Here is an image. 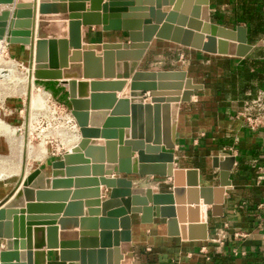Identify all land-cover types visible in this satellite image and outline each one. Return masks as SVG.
I'll return each instance as SVG.
<instances>
[{
    "label": "water",
    "instance_id": "obj_1",
    "mask_svg": "<svg viewBox=\"0 0 264 264\" xmlns=\"http://www.w3.org/2000/svg\"><path fill=\"white\" fill-rule=\"evenodd\" d=\"M0 5L13 7L0 12V40L29 49L35 81L63 84L82 137L52 162L49 175L31 171L0 204V264H134L132 214L142 224L166 219L170 237L206 241V208L213 218L224 217L236 158H213L217 187L201 186L197 169H176L179 113L204 86L187 72L143 70L141 64L155 39L246 58L254 48L249 29L215 23L211 0ZM90 27L123 33L127 41L84 43L83 29ZM168 75L178 81L167 83ZM133 177L172 179L173 192L134 187Z\"/></svg>",
    "mask_w": 264,
    "mask_h": 264
},
{
    "label": "crops",
    "instance_id": "obj_2",
    "mask_svg": "<svg viewBox=\"0 0 264 264\" xmlns=\"http://www.w3.org/2000/svg\"><path fill=\"white\" fill-rule=\"evenodd\" d=\"M212 1L211 12L214 8ZM220 2L216 0L215 3L220 4ZM98 28L101 32L97 31ZM87 30L91 32V39L99 40L88 41ZM122 35L123 33L117 32L106 33L100 27L84 28L83 42L90 44L126 42L127 40L121 39ZM153 46L154 50L158 51L176 50L183 53L185 59L191 64V69L187 71L190 74L189 77L195 84L204 86L203 90L196 92L191 103L182 105L179 113L177 146L174 151L175 168L197 169L201 186L217 187L219 171L213 168V158L233 156L236 158V165L231 177L232 188L226 192L225 196L224 217L213 218L210 213L211 207L206 208L208 211L206 241L170 237L166 219H154L153 224H142L140 215L132 214L134 264H264V129L249 132L242 127V122L234 121L236 115L241 116L243 113L263 115V111H259L258 108L264 107V74L250 67L248 63L263 61L264 54L262 57H256L251 53L246 58L213 56L156 39L150 48ZM11 49L17 59L24 57L30 60L28 48L11 46ZM203 59L208 61L204 62ZM143 62L141 64L143 70H155L143 68ZM182 66V69H186L185 64ZM201 66L219 71L218 75L214 76V79L211 76L209 80H204L203 75L196 74L198 72L196 69ZM228 79L231 80V86L226 85ZM45 84L61 100L68 97L61 82ZM121 96L122 93L118 92V99H121ZM187 126H192V138L182 136V132L186 134ZM80 138L81 136L78 138L76 135L74 142ZM193 144L196 150L205 152L200 153L201 157L198 159L190 158L187 152L182 154L176 151L178 146L185 148ZM234 149H237V152H234ZM207 152L212 153L210 158H206ZM46 159L47 157L40 163ZM52 162H49L48 169L44 170L47 175ZM142 178L163 180L154 185L152 189L154 193L173 192L172 179L160 177L131 179L134 182ZM169 182L171 189L158 192V189ZM15 187L10 188L7 182L0 183V204L7 199ZM134 187H138L135 182ZM106 198L104 197L103 200ZM203 218L205 219L204 214ZM4 249L5 242H2L0 252ZM146 250L147 255L143 256Z\"/></svg>",
    "mask_w": 264,
    "mask_h": 264
},
{
    "label": "rangeland",
    "instance_id": "obj_3",
    "mask_svg": "<svg viewBox=\"0 0 264 264\" xmlns=\"http://www.w3.org/2000/svg\"><path fill=\"white\" fill-rule=\"evenodd\" d=\"M220 1V4H216V0L212 1L214 2L212 19L215 23H220L227 28H236L240 25H243L249 29L250 25L243 21L244 18H249L250 16V14L247 13V11L244 12L242 8L244 4L243 0ZM260 3V0H257V3H251L249 6L251 7L252 11L255 9L259 10V7L261 5ZM262 11H264V7H262ZM97 31L101 32V29L98 28ZM100 37L101 36H99V38ZM86 39L88 41L94 40L91 39V32L89 30L86 31ZM121 39L127 40V36L123 34ZM98 40L95 39L94 42ZM100 41H102V38H100ZM250 43L252 46H254L251 53L256 55V57H262L264 54V33H260L259 35H257ZM154 48L155 47L153 46L148 50L146 58L143 62V68H153L155 69L154 71H163V69H166V71L170 72H176L179 70H186L187 72L191 69V64L188 63L189 61L185 59L183 53L177 52L176 50L158 51L154 50ZM9 51V58L12 60L17 59V57L14 56V53H12L11 47L9 48ZM17 61L24 64V70H22L21 67H13L11 65H5L0 62V72L6 73V75L0 76V177H2L0 178V183L7 182L10 188H14L19 180L22 179V177L24 176V168H26L27 170L29 169V171L34 170L32 165L35 157L42 158V160H44L47 156V159L44 162L38 164V168H41L42 171H44L48 169L47 167L49 162L55 160L57 161V159H54V157H52L51 155L53 153H57L58 151L62 152V150L65 148L62 145L63 132L61 127H59V117L49 113L47 108H39L40 106L33 108L30 104L31 91L25 86V83H21L22 80L24 82L23 78L28 73L29 61L24 57H22L21 59H17ZM203 61L207 62L208 60L203 59ZM182 64L186 65V69H182ZM201 67H198L196 69L198 71L196 74L203 75V78L206 81L209 80L211 76L214 79V76L218 75L219 71H216L213 68L208 69V67ZM187 74L189 77L190 74L188 72ZM230 83L231 80L228 79L226 85L231 86ZM37 86L41 87L47 92H52L45 83L38 82ZM52 95L56 100L62 101L67 104V107L71 110V106L68 102V97L62 98L63 100H61V98L55 95V93H53ZM258 110L263 111V115H250L247 113L243 114L262 118V125H260V128L264 129V107H259ZM240 117L241 116L236 115L234 117V121L238 120L242 122V127L246 131L251 132L249 129V124L241 120ZM65 134L68 135V133ZM183 135H186L188 138H192V126H189L187 128L186 134L182 132V136ZM21 141L25 146L27 144L30 145L34 153L32 154V157H30L28 155L29 150L27 148H24L22 155H20L22 156V158L19 173L14 176L9 175L12 177L8 179L3 178V176L10 173L9 171L11 170V168H13L14 164L17 165L19 161L20 153H16V151L14 150H16V146ZM71 145H69V147H66L67 151H70L74 146L73 145L72 147H70ZM176 151L177 153L180 152L182 154L183 152H187L188 156L194 159H198L199 157H201L200 153H205L196 150V146L194 144L190 147L185 148L178 146ZM233 151L237 152V149H234ZM211 155L212 153L207 152L205 156L206 158H210ZM162 181L163 180L153 178H142L139 180H134L138 187L147 189H153L155 184H159ZM169 189H171L170 182L166 186H163V188L158 189V192ZM1 246L2 242L0 243V247ZM146 253L147 250L145 251V253H143V256H146Z\"/></svg>",
    "mask_w": 264,
    "mask_h": 264
},
{
    "label": "bare ground",
    "instance_id": "obj_4",
    "mask_svg": "<svg viewBox=\"0 0 264 264\" xmlns=\"http://www.w3.org/2000/svg\"><path fill=\"white\" fill-rule=\"evenodd\" d=\"M18 2L19 3H34L35 0H18ZM37 2H39V0H37ZM0 9H1V11H3L5 9H13V7L6 8L5 6H1L0 5ZM5 41L4 42L2 41L3 44H6L7 43ZM1 62L3 64H5V65L8 64V65H11L13 67H21L22 70H24V64L23 63H19L18 61H14V60L10 59V60H2ZM33 71H34L33 70V65L30 66V64H29L28 73L23 78L24 79V82L22 80L21 83H25V86L31 91V103H30L31 106L33 108L38 107V106H40L39 108H41V107L42 108L43 107L45 108V106L47 105L48 99H49V93L47 91L43 90L41 87H38L37 86V84L35 83V79L33 77ZM179 72H186V70H182V71H179ZM176 81H178V78L176 76H174V75H168L167 76V83L172 84V83H176ZM31 111H32V108H31ZM66 133H68L67 136H68V138H70V141L73 142L74 139L76 138V134H74L72 131H68ZM80 136H81V134H80ZM77 137L79 138V136H77ZM81 139H82V137L80 138V140H77V142H75V143H79L81 141ZM24 148H27L29 150L28 151V153H29L28 155L30 157H32V154L34 153L32 147H30V145H28V144L26 146L23 145V142L22 141L20 143H18V145L16 146V150H14V151H16V153H20L19 154V161H18L17 165L14 164L13 168H11V170L9 171L10 173L8 175L3 176V178H7L8 179V178H11L12 176L16 175L17 173H19V171H20L19 168L21 166V158H22V156H20V155H22ZM41 161H42V158H38V157L37 158L36 157L34 158L33 165H32V167H33L34 170H37L38 164ZM212 163H213V161H212ZM23 170H24V176L22 177V179L19 180V182L17 183L14 191L11 194H13L18 188H21V186L23 185V182L25 181L26 177L28 176L29 169L27 170L26 168H24ZM9 175H12V176H9ZM0 178H2V177H0ZM11 194L9 196H11Z\"/></svg>",
    "mask_w": 264,
    "mask_h": 264
},
{
    "label": "built area",
    "instance_id": "obj_5",
    "mask_svg": "<svg viewBox=\"0 0 264 264\" xmlns=\"http://www.w3.org/2000/svg\"><path fill=\"white\" fill-rule=\"evenodd\" d=\"M2 41L4 42V40H0V62L2 60H10L9 48L11 46L8 43L3 44ZM13 60L17 61V59H13ZM35 83L37 84L38 81H35ZM48 93H49V99H48V102H47V105L45 106V108H47L48 112L51 113L52 115H56L59 117V122H58L59 127H61L62 132H63V136H62L63 137L62 138L63 144L62 145L65 148L62 150V152L58 151L57 153H53L51 155L52 157H54V159L59 160L63 157L64 153L69 152L66 150V147H69V145H71V144L72 145L70 147H72L73 145L76 146L75 145L76 143L71 142L70 138H68V136L65 133L68 131H72L74 134H76L77 136L80 137V130L76 124V121L72 115L71 110L67 107V104H65L62 101L56 100L50 92H48ZM240 118H241V120H243L249 124V126H250L249 129L251 132H256L260 128V125H262V118H260V117H252V116L242 114ZM238 236H241V235H238Z\"/></svg>",
    "mask_w": 264,
    "mask_h": 264
},
{
    "label": "trees",
    "instance_id": "obj_6",
    "mask_svg": "<svg viewBox=\"0 0 264 264\" xmlns=\"http://www.w3.org/2000/svg\"><path fill=\"white\" fill-rule=\"evenodd\" d=\"M259 10L255 9L252 11L249 6L251 3H257V0H243V10L244 12L250 14L249 18H244L243 21L250 25L249 33H250V42L254 40V38L260 33H264V11H262V7H264V0H260ZM250 67L255 69L261 74H264V60L260 62H249Z\"/></svg>",
    "mask_w": 264,
    "mask_h": 264
}]
</instances>
